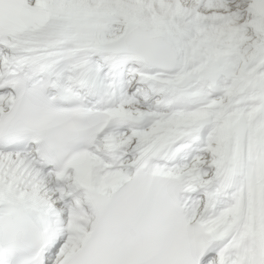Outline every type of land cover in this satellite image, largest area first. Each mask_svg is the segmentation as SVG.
Listing matches in <instances>:
<instances>
[{
    "label": "snow or ice",
    "instance_id": "1",
    "mask_svg": "<svg viewBox=\"0 0 264 264\" xmlns=\"http://www.w3.org/2000/svg\"><path fill=\"white\" fill-rule=\"evenodd\" d=\"M0 264H264V0H0Z\"/></svg>",
    "mask_w": 264,
    "mask_h": 264
}]
</instances>
